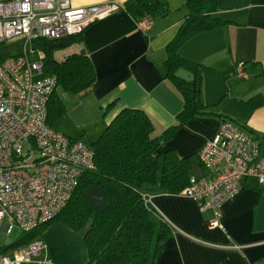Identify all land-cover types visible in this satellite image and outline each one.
<instances>
[{
	"label": "crops",
	"instance_id": "0c3cea01",
	"mask_svg": "<svg viewBox=\"0 0 264 264\" xmlns=\"http://www.w3.org/2000/svg\"><path fill=\"white\" fill-rule=\"evenodd\" d=\"M134 1L74 2H116L120 8L91 22L60 57L54 52L63 60L83 51L96 75L95 83L79 93H61L66 111L61 124H55L59 128L52 127L67 137L90 144L123 109L144 110L155 137L177 123L183 98L165 77V46L188 14L187 0H158L162 7L146 16V29L138 28L127 9ZM210 1L224 23L192 35L178 48L181 57L199 66V100L208 111L186 119L155 151L158 156L169 149L180 158L189 156L188 171L195 177L205 176L196 156L216 133L220 116L257 136L264 151V0ZM240 62L247 76L237 78L234 66ZM142 192L153 210L177 227L156 264H264V186L255 179L246 178L237 195L221 206L222 229L210 226L211 209L200 210L189 197L150 184H144ZM83 237V230L54 221L39 237L45 243L41 257L55 264H84L88 252Z\"/></svg>",
	"mask_w": 264,
	"mask_h": 264
},
{
	"label": "built area",
	"instance_id": "2783aa9c",
	"mask_svg": "<svg viewBox=\"0 0 264 264\" xmlns=\"http://www.w3.org/2000/svg\"><path fill=\"white\" fill-rule=\"evenodd\" d=\"M75 1L0 0V43L24 40L20 53L0 60V232L7 235L12 227L27 232L54 219L81 174L95 167L89 144L48 126L47 103L57 80L42 75L44 53L33 45L41 38L80 34L120 8L116 2L76 6ZM149 25L148 17L137 20L140 29ZM234 68L235 77L247 76L242 62ZM215 132L196 156L205 176H190L179 194L200 210L211 209L210 226L222 229L221 206L237 195L244 180L253 178L264 186V151L257 136L231 120L221 119ZM44 248L40 238L33 239L1 254L0 264H55L41 257Z\"/></svg>",
	"mask_w": 264,
	"mask_h": 264
},
{
	"label": "trees",
	"instance_id": "16d2710c",
	"mask_svg": "<svg viewBox=\"0 0 264 264\" xmlns=\"http://www.w3.org/2000/svg\"><path fill=\"white\" fill-rule=\"evenodd\" d=\"M185 5L188 14L165 46V77L183 98L182 110L176 116L177 123L166 128L161 137H155L151 134L154 125L144 110L120 111L89 144L94 150L95 167L81 174L60 213L30 231H21L14 242L0 246V255L39 238L47 226L60 220L75 231H84L88 252V261L84 264H156L171 229L145 202L142 188L144 184H150L158 185L169 194L182 191L190 177L189 156L180 158L171 149L158 156L155 151L186 119L208 111L199 100V66L181 57L178 48L192 35L224 23L210 0H187ZM160 7L158 0H135L127 9L137 21ZM78 35L41 38L33 43L44 53L42 75L55 76L57 80V89L47 103V124L51 127L66 111L61 93L77 94L96 81L91 61L83 51L68 54L63 60L54 55L56 50L78 42ZM177 68L192 72L194 83L176 78L173 74ZM92 185L103 189L106 202L103 211L97 212L85 200L83 190Z\"/></svg>",
	"mask_w": 264,
	"mask_h": 264
},
{
	"label": "rangeland",
	"instance_id": "374dc122",
	"mask_svg": "<svg viewBox=\"0 0 264 264\" xmlns=\"http://www.w3.org/2000/svg\"><path fill=\"white\" fill-rule=\"evenodd\" d=\"M24 47V40L21 37H17V38H12L10 40L4 41L2 43H0V59L4 58V57H8V56H13L16 55L18 53L21 52V50ZM29 47V45L27 46ZM63 49H58L55 52V55L57 57H60V51L62 52ZM44 62V59H43ZM60 118V117H59ZM57 119L55 121V123L53 124V126L58 129L59 127L56 126L55 124L59 123L61 124V119ZM86 138H83V140ZM193 174V172H191ZM21 230L20 228H18L17 226L12 227V231L9 235L5 234L4 232H0V246H4L7 244H11L12 242H14V240H16L18 238V236H20Z\"/></svg>",
	"mask_w": 264,
	"mask_h": 264
},
{
	"label": "water",
	"instance_id": "95a60500",
	"mask_svg": "<svg viewBox=\"0 0 264 264\" xmlns=\"http://www.w3.org/2000/svg\"><path fill=\"white\" fill-rule=\"evenodd\" d=\"M176 78L184 80L185 82L194 83L195 76L192 72L185 70V68H177L173 74ZM85 200L97 212L103 211L106 208V202L103 200V189L98 185L88 186L83 190Z\"/></svg>",
	"mask_w": 264,
	"mask_h": 264
}]
</instances>
